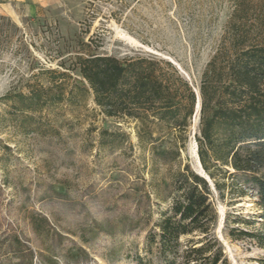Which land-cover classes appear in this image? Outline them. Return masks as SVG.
<instances>
[{
	"label": "rangeland",
	"instance_id": "rangeland-1",
	"mask_svg": "<svg viewBox=\"0 0 264 264\" xmlns=\"http://www.w3.org/2000/svg\"><path fill=\"white\" fill-rule=\"evenodd\" d=\"M232 6V0H51L36 16H0V98L25 93L35 82L45 85V70L65 72L82 86L72 62L89 54L168 61L198 96L199 78L219 48ZM6 110L1 102L0 113ZM198 112L195 106L180 159L166 167L152 164L149 146L139 144L137 124L102 115L90 91L78 106L63 102L41 114L57 135L41 139L3 127L0 248L16 234L33 253L32 264H137L136 254L145 258V234L129 229L145 208L142 195L185 165L205 177L196 153ZM110 141L116 144L102 145ZM136 184L143 194L133 193ZM250 196L226 194L221 201L215 193L214 234L229 264H264V250L228 235L231 229L264 231L260 220L233 223L258 213ZM151 216L156 220L154 204ZM38 218L46 224L34 231ZM0 264L18 261L0 257Z\"/></svg>",
	"mask_w": 264,
	"mask_h": 264
},
{
	"label": "trees",
	"instance_id": "trees-1",
	"mask_svg": "<svg viewBox=\"0 0 264 264\" xmlns=\"http://www.w3.org/2000/svg\"><path fill=\"white\" fill-rule=\"evenodd\" d=\"M232 3L219 48L199 78L198 96L168 61L89 54L76 55L72 62L82 86L71 83L65 72L45 70L41 72L45 85L35 82L25 93L0 98V103L8 105L0 113V130L9 127L22 136L35 134L44 139L58 132L41 114L63 102L78 106L90 91L102 115L137 124L139 144L149 146L152 164L163 167L180 159L199 99L195 143L205 177L185 165L167 176L168 183L156 184L151 193L143 194L134 185L133 193H142L145 205L129 229V233L145 234V258L136 254L137 264H151L147 256L154 258V264H229L214 234L218 222L215 193L224 201L226 194L242 197L249 191L258 213L248 220L235 218L233 223L250 225L260 220L264 225V0ZM151 204L156 206L153 221ZM45 224L42 218L32 222L34 231ZM228 235L249 239L264 250V231L231 229ZM0 257L32 264L33 253L22 238L12 234L0 248Z\"/></svg>",
	"mask_w": 264,
	"mask_h": 264
},
{
	"label": "crops",
	"instance_id": "crops-1",
	"mask_svg": "<svg viewBox=\"0 0 264 264\" xmlns=\"http://www.w3.org/2000/svg\"><path fill=\"white\" fill-rule=\"evenodd\" d=\"M51 0H0V16L19 19L22 16H36L44 2ZM53 1V0H52Z\"/></svg>",
	"mask_w": 264,
	"mask_h": 264
},
{
	"label": "water",
	"instance_id": "water-1",
	"mask_svg": "<svg viewBox=\"0 0 264 264\" xmlns=\"http://www.w3.org/2000/svg\"><path fill=\"white\" fill-rule=\"evenodd\" d=\"M196 108H199V101H197ZM199 175V174H198Z\"/></svg>",
	"mask_w": 264,
	"mask_h": 264
}]
</instances>
